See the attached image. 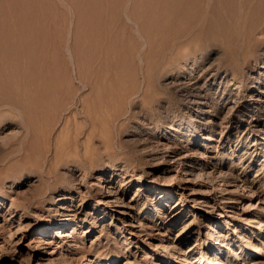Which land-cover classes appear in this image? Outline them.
I'll list each match as a JSON object with an SVG mask.
<instances>
[{
    "label": "rangeland",
    "instance_id": "rangeland-1",
    "mask_svg": "<svg viewBox=\"0 0 264 264\" xmlns=\"http://www.w3.org/2000/svg\"><path fill=\"white\" fill-rule=\"evenodd\" d=\"M0 22L26 40L0 37V264H213L211 225L264 264V0H0Z\"/></svg>",
    "mask_w": 264,
    "mask_h": 264
},
{
    "label": "bare ground",
    "instance_id": "bare-ground-1",
    "mask_svg": "<svg viewBox=\"0 0 264 264\" xmlns=\"http://www.w3.org/2000/svg\"><path fill=\"white\" fill-rule=\"evenodd\" d=\"M5 3V2H4ZM16 9V8H15ZM8 14H11V13H8ZM16 14V13H15ZM7 15V14H6ZM11 16V15H10ZM4 17V16H3ZM6 17H8V15L6 16ZM12 17H14V16H12ZM17 18V17H16ZM2 20H6V19H2ZM9 20V19H8ZM2 22V21H1ZM0 22V24H2ZM5 23V22H4ZM4 23L2 24V25H4ZM19 24V23H18ZM12 26V25H11ZM2 28V27H1ZM17 28H21L20 26L19 27H17ZM16 28V29H17ZM16 29H14V30H16ZM1 30V29H0ZM3 30V29H2ZM0 31V32H3V31ZM11 30H13V29H8V31L9 32H12ZM18 30V29H17ZM16 30V31H17ZM21 30V29H20ZM28 30V29H27ZM27 30H25V31H27ZM19 31V30H18ZM24 31V32H25ZM4 32H6L7 33V31H4ZM19 32H21V31H19ZM14 33L13 35H12V38L15 40L16 39V41H17V43L18 44H20V46H21V43L22 44H24V42L26 41H24V39H25V37H24V35L22 34V32L21 33ZM29 32H30V30H29ZM29 32H27L26 33V35L25 36H28V33ZM32 32V31H31ZM13 33V32H12ZM11 33V34H12ZM0 34H2V33H0ZM8 34V33H7ZM25 34V33H24ZM30 34V33H29ZM3 35H6V34H3ZM3 35H1L2 36V38L4 37V39H5V36H3ZM0 36V37H1ZM8 35H6V37H7ZM11 35H9L8 37L9 38H11L10 37ZM31 36V35H30ZM30 36H29V38H30ZM8 37H7V39H8ZM34 37V36H33ZM1 38V39H2ZM12 38H11V41H12ZM32 38V37H31ZM9 40V39H8ZM27 40H28V37H27ZM0 41H3V40H0ZM11 41H10V43H11ZM23 41V42H22ZM15 42V41H14ZM1 43V42H0ZM9 43V44H10ZM26 44H27V42H26ZM5 45V44H4ZM13 45H16V44H13ZM28 45V44H27ZM3 46V45H2ZM23 47V46H22ZM2 48V50L0 51V54H2L1 52L3 51V48L4 47H1ZM6 45H5V49H4V52H5V50H6ZM16 48V47H15ZM14 48V49H15ZM12 48L10 47V50H11ZM13 49V50H14ZM18 50H19V48H17ZM194 49L196 50V48H189L188 49V51L185 53V56H189L191 53H194L195 51H194ZM17 50V51H18ZM199 50V49H198ZM6 51H8V50H6ZM12 51V50H11ZM16 51V50H15ZM14 51V52H15ZM23 51H25V50H23ZM22 51V52H23ZM9 53H10V51H9ZM12 53V52H11ZM5 54V53H4ZM3 54V55H4ZM13 54H15V53H13ZM22 54V53H21ZM195 54V53H194ZM198 54V53H197ZM5 55H7V56H5V57H8V52H6V54ZM16 55V54H15ZM26 55H28V54H26ZM178 55H179V52H178ZM177 55V56H178ZM200 55H201V53H200ZM191 56V55H190ZM4 57V56H3ZM4 57V58H5ZM9 57H10V55H9ZM22 57V56H21ZM179 57V56H178ZM11 59V58H10ZM10 59H8V60H10ZM22 59V58H21ZM189 59V58H188ZM196 59V58H195ZM194 59V60H195ZM7 60V59H6ZM22 61V60H21ZM7 62V61H6ZM171 64V63H170ZM2 73V72H1ZM27 85V84H26ZM208 123H210V121L208 120L207 122H205V124H208ZM202 130V129H201ZM212 130H211V128L209 127V129H208V134L211 132ZM187 136H186V141H191V144L192 145H195V143L197 142V140H200V139H209L210 138V136L209 135H205V136H202V134H200V131H199V127H197V125H193V126H191L190 128H189V131L187 132V134H186ZM204 137V138H203ZM157 188V187H156ZM155 188V194H158V195H161L162 194V192H158L157 191V189ZM194 189V188H193ZM153 190V189H152ZM197 194V192H195L194 190H191V192L189 193V196H193V195H196ZM181 206H183L182 205V202H179V201H176L175 202V204H174V206H173V209H178L179 207H181ZM40 228V227H39ZM50 227H48V226H43V227H41L40 229H42L43 231L45 230V231H50V229H49ZM72 228V227H71ZM257 228L258 229H262V222L260 221L259 222V224H258V226H257ZM218 226L217 227H214V225H211V226H209V232H207V235H208V239H209V241H208V244H209V249H211L212 251H213V256H214V258H213V264H229V260H230V255L229 256H227L226 257V255L224 256V252H223V250H222V248H225V244L222 242V241H215L214 243H212V241H214L215 239L212 237L213 236V233H216L217 234V237H219V238H221V237H223L224 236V234L222 233V234H220L218 231ZM52 231H54V228L52 229ZM57 231V235H62L63 237H66V236H68V234H66L67 233V231H60V230H56ZM189 233V232H188ZM187 234V233H186ZM51 243V242H50ZM264 244V243H263ZM255 247H256V250H255V252H257V254H260L262 251V249H261V247L260 246H256L255 245ZM190 250H192V249H190ZM189 250V251H190ZM219 254H221V258H219ZM223 255V256H222ZM223 257V258H222ZM89 261H90V264H92V263H96V261L94 260V258H89ZM154 264H158L156 261L154 262ZM198 264H206L205 263V260H200L199 261V263Z\"/></svg>",
    "mask_w": 264,
    "mask_h": 264
}]
</instances>
